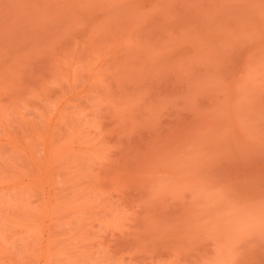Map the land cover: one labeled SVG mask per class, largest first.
Wrapping results in <instances>:
<instances>
[{"label": "rangeland", "instance_id": "374dc122", "mask_svg": "<svg viewBox=\"0 0 264 264\" xmlns=\"http://www.w3.org/2000/svg\"><path fill=\"white\" fill-rule=\"evenodd\" d=\"M0 264H264V0H0Z\"/></svg>", "mask_w": 264, "mask_h": 264}]
</instances>
